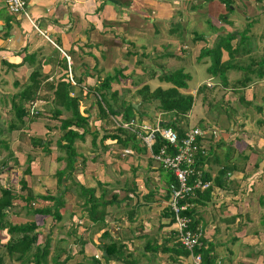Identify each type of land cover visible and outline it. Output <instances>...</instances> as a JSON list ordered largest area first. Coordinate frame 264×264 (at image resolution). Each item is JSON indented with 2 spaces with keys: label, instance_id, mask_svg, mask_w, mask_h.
Segmentation results:
<instances>
[{
  "label": "crops",
  "instance_id": "crops-1",
  "mask_svg": "<svg viewBox=\"0 0 264 264\" xmlns=\"http://www.w3.org/2000/svg\"><path fill=\"white\" fill-rule=\"evenodd\" d=\"M143 1H146L144 8L136 5ZM229 1L233 4L232 12L227 11L221 0H27L30 15L39 29L36 30L25 16L13 18L0 0V26L3 27L0 117L2 112L13 111L14 97L28 86L33 72L38 71V80L42 83L37 93L39 99L35 101L41 118L27 123V130L15 131L10 130L14 123L11 120L6 127L15 137L0 139V147L7 149L6 158L29 161L24 171L30 169L31 173L23 177L34 195L54 197V191L57 194L66 190L58 208L56 202L40 198L27 205L22 199L27 196L26 192L21 191V185L14 184L18 198L8 221L13 225L36 223L38 245L44 247L49 243L45 264L195 262L180 254L177 248L180 243L168 195L172 173L154 162L151 151L130 130L128 135L117 132L121 123H126L120 114L122 103L125 107L137 105L139 108L146 94L141 92L144 87H149L150 92L173 88L162 78L176 71L189 76L187 89H179L180 93L194 97L189 114H165L143 104L146 114L137 120L149 126L157 121L164 124L174 120L184 132L193 128L205 132L201 141L209 154L198 161L204 175L210 176L212 188L209 195L201 193L200 199L197 196L195 203L189 200L193 205L190 211L199 221L196 229L202 233V239L214 248L216 264L236 262L233 255L222 252L228 245V234L232 233V240L239 244L243 240L241 235L248 234L246 227L240 228L241 224H247L250 213L246 192L254 193L260 203L258 197L264 196L261 193L264 190V66L259 64L264 59V35L261 37L256 29L254 34L259 41L255 46H247L244 59H253L255 64L249 61L247 69L241 66L242 71H227L225 80L220 75H211V58L201 59L200 55L204 49L225 46L226 37L231 34H235L231 47H241L245 37L240 33L250 30L253 24L264 23V7L258 6L264 0ZM142 15L147 17V22L138 25ZM10 18L16 24L6 39V23ZM105 21H111L107 25L115 31L106 27ZM242 55L239 50L231 63L235 65ZM229 60V52L223 50L222 62L229 63ZM116 71L122 76L111 83L107 95L109 99L118 93V103L112 101L111 105L119 115L100 119L97 101L100 83L115 76ZM194 80L196 87L190 89ZM63 81H67L72 97H83L80 109L87 113L93 131L86 135L85 141L76 142L79 154L76 170L59 187L57 172L67 166L65 151L57 152V143L62 137V116L54 121L42 115L50 112L53 116L56 111H61L63 117L71 115L70 111L55 105L53 98H46L54 97L58 84ZM22 131L33 138L29 139L28 153L21 152ZM104 135L119 138L102 142ZM95 138L97 146L93 147ZM126 150L132 154L124 155ZM223 172H227L222 181L224 188L215 184ZM5 175L7 181L1 185L9 187L13 183L8 180L9 174ZM78 184L95 189L98 198L117 199L107 207L104 222L89 218L87 201L81 198ZM32 207L51 210L61 218L33 215ZM10 238L7 230L0 231L2 244H7ZM114 243L123 247L125 257L107 261L103 258L107 255L105 247ZM5 260L6 264H29L8 255Z\"/></svg>",
  "mask_w": 264,
  "mask_h": 264
},
{
  "label": "trees",
  "instance_id": "trees-1",
  "mask_svg": "<svg viewBox=\"0 0 264 264\" xmlns=\"http://www.w3.org/2000/svg\"><path fill=\"white\" fill-rule=\"evenodd\" d=\"M167 1H176V0H167ZM222 3L226 4V8L228 12H232L233 4L229 0H221ZM13 18H18V16H13ZM10 18L7 20L6 27L8 29V33L5 35L6 39L10 37V30L12 26L16 24L15 19ZM235 39V34L228 35L226 37V45H217L215 48H207L202 50L200 58H204L209 56L211 58V66L209 68V73L213 76L220 75L225 80V75L227 71L236 69V70H243L241 66H236L231 63L233 60V56L236 53H239L240 45H238L235 49L231 47V42ZM242 44V42L240 43ZM227 50L230 55L229 63L222 62V51ZM25 51V49L23 50ZM35 58V57H31ZM253 65L255 61L251 60ZM262 67L264 66V59L259 63ZM249 65L245 69L248 68ZM13 68V67H12ZM122 73L120 71L115 72V76L108 77L104 79L100 83V90L98 96V110H99V117L102 119L105 116L109 115H119L118 112L115 111L111 102L113 101L115 104L118 103V93H113L110 98L108 99V91L111 90V83L117 80V77H121ZM39 79L38 71H35L31 74L29 78L28 86L18 95H16L13 99V112H14V123L11 125L10 130H21L24 129L27 123L32 121V117H36V115H30L29 107L27 109V105L31 106L33 102L39 99L38 91L41 88V82ZM162 80L164 82L172 84L174 87L163 90L161 88L156 89L154 92H150L149 87H144L141 92H146V94L142 97L143 102L141 106L136 109L133 105H129L125 107L122 103L121 115L123 116L122 120L123 123L130 122L133 119H139L138 117L142 118L146 113L142 109L143 104H148L150 108H153L159 112L165 114H175L186 116L189 114L191 109L193 108L194 104V97L191 95H184L180 93L179 89H187V81L189 80V76L185 74L183 71H176L169 75H165ZM67 81L60 82L57 86V90L54 97H46V98H53V101L56 105L62 106L67 111L71 112V115L66 119H61V132L62 137L57 143V147L61 151H65L66 153V161L67 166L65 170L57 172V180L58 186H62L64 182V178L67 181L69 178L73 177L74 172L76 170L77 159L79 157L76 142L85 141V137L87 134H90L93 130L91 129V125L89 123V117H87L86 112H82L80 109V103L83 99L82 96H74L72 97L69 94V86L66 83ZM71 82H69L70 84ZM53 88V86H52ZM105 91V93H101ZM97 98V97H96ZM108 111V113H107ZM40 113V112H39ZM62 116L61 111H56L53 113V117L56 119H60ZM165 127L173 128L178 136L179 139L182 140L185 137L186 132L178 126L174 120L167 121L165 123ZM82 130V132H80ZM118 134H127L129 131L119 127L117 129ZM130 134L135 137V134L130 131ZM109 138H119L116 135H104L103 140ZM42 144L43 141H38ZM93 147L97 146L96 138L92 141ZM163 145L161 139L157 140V144L154 147L153 151L158 152ZM207 157V156H206ZM204 156H199L198 159H204ZM62 159H59V161ZM83 162H85L83 160ZM198 161V166H199ZM200 169V168H199ZM30 169H27L24 173V176L30 175ZM227 172H223L220 176V180H218L215 184L220 187H225V184L222 181H225V174ZM170 184H176L177 180L173 174ZM204 180H210V176L204 175ZM169 184V185H170ZM21 191L26 192V197L22 199L27 203V205H31L36 199L40 198L45 201H54L56 202L57 208L62 204V200L66 194V190L58 191L56 196H46V197H38L34 195L32 190L28 188L27 182L23 177L20 181ZM81 191V196H84L86 199V207L89 212V218L94 222H104L106 217V209L109 205L115 202L117 199L113 198L114 201H106L105 198L96 197V190L95 189H86L84 186L78 184ZM204 194L209 195L210 191L204 192ZM168 195L170 192L168 190ZM202 197L201 193L198 194L200 199ZM18 195L14 188L11 186H2L0 184V231H8V234L11 236L9 242L7 244H2L0 240V264H6V255H8L11 259L20 260L23 263H33V264H45L48 259V247L49 243L41 247L38 245V233L37 229L38 226L35 222H28L21 225H13L8 221V217L10 212L14 209V202L17 201ZM196 198L192 201L195 203ZM31 213L33 215H51L60 219L59 215L52 214L51 210L48 209H39V208H31ZM185 215L191 217L192 224L191 228L196 230L198 226V220L195 218V214L193 211H187ZM180 249V254L189 258L191 255L190 253L185 250L181 244L177 246ZM105 251L107 252L106 256H103L104 259L113 260L123 258L124 256V249L123 247L119 246L118 244L114 243L109 246L105 247ZM194 254L196 256L201 257V264H216L217 258L214 257V248L210 245L207 241L201 239L200 246L195 249ZM97 264H100L99 262Z\"/></svg>",
  "mask_w": 264,
  "mask_h": 264
},
{
  "label": "built area",
  "instance_id": "built-area-1",
  "mask_svg": "<svg viewBox=\"0 0 264 264\" xmlns=\"http://www.w3.org/2000/svg\"><path fill=\"white\" fill-rule=\"evenodd\" d=\"M3 1L11 15L25 16L35 29L39 30L30 15L27 0ZM29 113L37 115L39 111L32 106ZM120 127L133 132L141 140L143 146L151 151L154 162L175 176L177 183L170 184L168 190L178 240L181 246L190 253V257L200 264L201 257L196 256L194 252L200 246L202 233L198 229L191 228L192 219L185 213L193 207L189 200L195 199L199 193L212 188L211 182L204 180V173L198 166V157H206L209 154L208 148L201 141L206 135L205 132L200 128L189 129L185 137L180 140L173 128L165 127L160 121L149 126L143 121L133 119L121 124ZM213 134L216 135V131ZM158 139L162 140L163 145L158 152L154 153L153 149ZM123 154L129 155L132 151L126 150Z\"/></svg>",
  "mask_w": 264,
  "mask_h": 264
},
{
  "label": "rangeland",
  "instance_id": "rangeland-1",
  "mask_svg": "<svg viewBox=\"0 0 264 264\" xmlns=\"http://www.w3.org/2000/svg\"><path fill=\"white\" fill-rule=\"evenodd\" d=\"M145 3H146V1H143L141 3H137L136 5H139L142 8H144ZM201 5H203V4L201 3ZM258 6L264 7V1L260 2L258 4ZM230 7L233 9V6H230ZM139 18L140 19L138 20V23H139L138 25L147 22L146 16L142 15ZM207 19H208V17H207ZM263 19H264V16H263ZM109 22H111V21H105L104 25L106 27L112 28L114 30V28L111 27V25H107ZM253 25L254 26L250 30L240 33V35L242 37H245V42L243 43V45L239 49L240 53L243 54L242 55L243 58L236 60V62H235L236 66L239 65V66L245 67L248 65L249 61H251L248 59V57H247V59H244V57L247 56V52H246L248 50L247 46L248 45L255 46L256 43L259 41V39L256 40V37L254 34L256 29H257V31L261 32V34H260L261 37L264 35V23L261 26H258L255 24H253ZM236 27H238V26H235V28ZM142 47H144V44H142ZM195 87H196V80H194V82L190 85V89H193ZM52 102H54V101H52ZM36 105H37V103L33 102L31 104V106H29V107L35 106V108H37ZM27 107H28V105H27ZM69 116H70V114H66V117H69ZM38 117H40V116L37 115L36 117H32L33 118L32 120H35ZM66 117H63V115H62V119L66 118ZM42 118H47L49 120H54V121L59 120V119H56L55 117H53L50 112H46L45 115H42ZM11 120L14 121V112L13 111L9 110V111L2 112L1 117H0V130H1L0 139H14L15 136H12L10 134L11 131L9 130V127H6V125L8 123H10ZM24 130H27V128L25 127ZM19 138L22 139V141H21L22 144L20 146L21 152L26 151L28 153L29 152L28 148L31 145L29 139H33V138L30 136V134L28 132H25V131H22L20 133ZM8 144L10 147H12V144L10 142ZM0 146H2V145L0 144ZM33 147L35 149L37 148L35 145ZM57 152H59V153L63 152L64 153V151H61V150H57ZM6 153H8L7 149H2L0 147V184L6 183L7 180L5 178L6 177L5 174L8 173L9 174L8 180H9V182L13 183L11 185V187L15 188L14 184L17 183L20 185V179L23 178L24 173H25L24 168H26L30 163L25 158L20 159V160H17L14 158H12V159L6 158V156H7ZM58 166H60V165H58ZM252 171H254V170L252 169ZM55 172L56 171H54V173ZM54 177L56 178V176H54ZM258 180L256 179V181H258ZM262 192H264V190H262L261 193ZM53 193L55 195H57L56 191H54ZM257 193H260V191H258ZM245 196H246V198H248L247 201L249 202L250 213L248 214V218H247L248 220L246 221L247 224H243V225L241 224L240 228H243V226L246 227L248 230V234L241 235V239H243V240L239 244L238 242H235L232 240L234 235H232V233H229L228 237L230 239L228 240V245L222 249V252L229 253V254L233 255L232 256L233 260L234 261L236 260V262L235 263L233 262L232 264H264V196H263V194H261L258 197L261 199V203L257 199L256 195L252 192H248V193L246 192ZM81 198L85 199L84 196H82ZM259 203H260V205H259ZM260 220H262V221H260ZM7 260L9 261V259H7ZM221 262H222V260H221ZM195 263H197V262L195 261L192 264H195ZM222 264H224V263H222Z\"/></svg>",
  "mask_w": 264,
  "mask_h": 264
},
{
  "label": "water",
  "instance_id": "water-1",
  "mask_svg": "<svg viewBox=\"0 0 264 264\" xmlns=\"http://www.w3.org/2000/svg\"><path fill=\"white\" fill-rule=\"evenodd\" d=\"M3 30V27L2 26H0V32ZM134 106V108H136V109H138V106L137 105H133ZM164 125H166V124H164Z\"/></svg>",
  "mask_w": 264,
  "mask_h": 264
},
{
  "label": "clouds",
  "instance_id": "clouds-1",
  "mask_svg": "<svg viewBox=\"0 0 264 264\" xmlns=\"http://www.w3.org/2000/svg\"><path fill=\"white\" fill-rule=\"evenodd\" d=\"M121 124H122V123H121ZM162 124H163V123H162ZM164 124H165V123H164ZM164 124H163V125H164Z\"/></svg>",
  "mask_w": 264,
  "mask_h": 264
}]
</instances>
